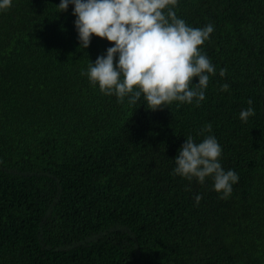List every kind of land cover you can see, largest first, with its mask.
Returning a JSON list of instances; mask_svg holds the SVG:
<instances>
[{
    "label": "trees",
    "instance_id": "trees-1",
    "mask_svg": "<svg viewBox=\"0 0 264 264\" xmlns=\"http://www.w3.org/2000/svg\"><path fill=\"white\" fill-rule=\"evenodd\" d=\"M59 2L0 11V264H264V0H178L186 24L213 25L216 75L199 105L156 110L89 84L111 42L79 48ZM209 123L239 176L227 199L172 173Z\"/></svg>",
    "mask_w": 264,
    "mask_h": 264
},
{
    "label": "clouds",
    "instance_id": "clouds-1",
    "mask_svg": "<svg viewBox=\"0 0 264 264\" xmlns=\"http://www.w3.org/2000/svg\"><path fill=\"white\" fill-rule=\"evenodd\" d=\"M13 0H0V11L11 7ZM178 0H60L58 12L72 6L79 48L86 49L93 35L111 42L103 55L87 65L89 84L106 96H115L117 103L125 98L134 105L141 97L150 110L173 102L196 105L206 99L205 91L216 67L203 52L202 45L214 31L211 23L197 28L186 24L175 12ZM226 69L220 68L223 77ZM193 77L198 83L193 84ZM228 85L221 86L227 91ZM249 107L239 114L241 122L254 114ZM206 124L200 142L188 135L173 159L174 175L203 184L213 181V190L227 199L238 174L225 170L221 163L222 148ZM201 196L195 197L199 203Z\"/></svg>",
    "mask_w": 264,
    "mask_h": 264
}]
</instances>
